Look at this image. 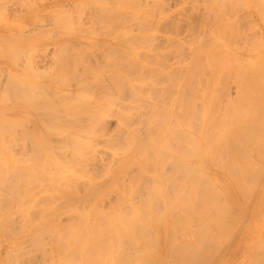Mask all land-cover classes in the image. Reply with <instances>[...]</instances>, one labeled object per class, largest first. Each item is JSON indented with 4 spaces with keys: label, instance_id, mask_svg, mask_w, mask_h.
I'll list each match as a JSON object with an SVG mask.
<instances>
[{
    "label": "bare ground",
    "instance_id": "1",
    "mask_svg": "<svg viewBox=\"0 0 264 264\" xmlns=\"http://www.w3.org/2000/svg\"><path fill=\"white\" fill-rule=\"evenodd\" d=\"M71 1L74 2L76 0H68L69 3ZM96 1H95V3H96ZM113 1L120 2V3L125 4V5L127 4V6H129L130 1L132 2L133 0H130V1L129 0L128 1H126V0H112V2ZM153 1L154 0H152V2ZM222 1L223 0H221V1L220 0H204L203 3L206 4V5H204L205 9L202 8L203 10L208 12L206 14L211 13L209 15V17L214 18V16H216V18L211 20L212 23L209 22L212 24L211 26H209V28L211 27L210 29L214 30L217 27L216 29H218V30L214 31V34L215 35L217 34V35L215 36L213 33L212 34L216 38L217 37L219 38V40L218 39L216 40L218 42V44L216 45V43H217L216 41H211V43L209 45H206V44H204L203 40H205V39L203 37V40H202L203 43H200V45L196 49H194V50L192 49V46H194V45L188 46V48H190V49H188V51L190 52V50H191L190 53L187 51L185 53H183V51H182L183 45L181 44L180 48L182 50L181 49H179V50L183 54L181 52H180V54H177L179 52V50H178V51H176L177 52L176 53L177 55H176L173 51V54H175V55L172 57L173 54H171V59H173L172 62H169L171 59L166 53L161 52L160 50H158L159 48H157V47H156V49L160 52H158L155 49L154 41H155V43H156V41H160L163 43L162 45H164L166 47V45L168 46V45L174 44L177 40L174 39L172 36H170V34L169 35L168 34L158 35V34H154L153 32H146L144 30H141V28L143 26H146L147 23L150 22L149 21L150 19H148V18L146 19V17H143V18H141V19H143V21L141 19H139V21L141 20V22H143L142 23L143 25L142 26L140 25L141 26L140 32H138L136 34L127 33L130 30V28H131V30H133L132 29L133 24H131V23L128 24V21L130 22V20H128V21L126 20L127 25H130V26H128L129 29L127 28L128 31L125 30V32L127 31L126 33L119 35V36H123V37L121 39H118L119 40L118 42L114 41V40L113 41H105L103 38H102V40H96V41L92 39L93 41H91V40L87 41L88 43L91 41L92 44L90 43L89 47H87V45H86L87 48H84V49L82 48L83 50L80 49V47H78V46L77 47L79 50L72 51L70 48H68L71 50L70 53H69L70 50L63 49L65 47H67L66 46L67 44L65 45V43H63L64 46H62V51H59L57 53L54 52L53 63H52V64H54V66L51 68L52 71H50V74L48 76L46 75L39 80L37 79L36 76L32 77V79H30V78L25 79L23 77L24 81H20V80L18 81L16 79L17 77L13 78L15 80V82L10 80V82H12L13 84L12 85L9 84V86H7V87H11V86L16 87V88H14V87L13 88H14L15 93L18 92L17 93L18 98L19 99L21 98L20 99V105L22 106V104H25V105L27 104V105L31 106V108L33 107L35 110L38 109V112L40 110V113H39L40 115L39 114L37 115V113L33 112L32 114H34V115L31 116L35 119L32 122L33 125L30 129L31 132H29L31 134V136H35V137H33L34 138L33 141L35 144L33 146H31V148H30L31 150H34V152H33L34 156L32 158L33 162L30 161L31 158L28 161L26 159L27 162H29V161L31 162V165H30V163L25 164L26 166L25 165L24 166H18V164H17V166H16L17 168L15 167L16 169L15 168L11 169L12 167L10 168V166H9V165H11V162H8L10 164H8L9 168H7V170H6V171H8V175H6L7 172H5V170H4L6 167H5V165L2 166L5 163H3V164L0 163V232L4 233L6 231V229L9 227V226H7L6 218L8 217L9 214H10V218H11V216H12L11 212L12 211L13 212L18 211L16 213L22 212L21 213L22 217H20L19 222H18L19 226H21L23 224V222L24 221L26 222L27 220H28L27 221L28 223L30 222V224L31 223L34 224V225L32 224L34 230H32V228L31 229L28 228L27 230H28V232H29V230H32L29 232L31 235H32L31 232H33V233L35 232L36 234L35 233L34 234L36 236L35 235L34 236L38 237V238H43L40 236H42V234L43 235L47 234V232L46 233L43 232L45 229H50V230L52 229L54 231L57 227H60V228L64 227L65 228L68 225V220L65 222V223H67L66 226H64V225L60 226L61 225L60 223H56V218H52L51 213H48L49 212L48 209H47L48 210L47 211L44 208H42V206H41L39 208V210L36 211L35 207H33L32 204H31L32 205L31 207L34 209L29 207L30 205L26 203L27 199H29V198H30L29 199L30 202H32L34 200V198H36V197L39 199V201H41L40 200V198H41L42 201L40 203L41 204L43 203L45 206L47 204H49L52 207L51 208L52 213L55 215L57 214V210H59L58 214H62V212L65 214V211L70 212V214L73 211V212H75V216L77 214V216H76V217H78V219L76 218L77 222H74V223L70 222L69 226L66 227L65 231L63 230L65 234H68L69 232L70 233L73 232V234H70L69 236L67 235L68 237L64 234L65 236L63 235V237L65 239H67L68 241L70 240L72 243H73V241H75L73 243L75 245L74 248H76L77 245L79 244L78 247L80 246L79 248L81 250L82 249L81 246L84 243L85 246H87L84 248L89 247L88 249H86V251L87 250L90 251L91 249L93 250V251H90L93 254L92 255L90 253V256L91 257L93 256L94 258L92 257V259H88L87 257H85V258H87V260H85V259L84 260L87 262L85 263V261L83 260L84 264H87V263L91 264V263H94L95 261H96L95 264H104L103 261L106 259V257L108 255L112 254V253L110 254V250H111V252H113L112 251L113 248L110 249V247H112V246L115 247L117 245L116 246V248H117L118 243L120 242V240H116V239H118L117 236H114L116 234H114V235L110 234L112 232L114 233V231H112V230L114 228H116V229L118 228V230H119L121 228H125V226H130L128 223L135 225L137 228L139 227V225L141 226L143 224H139L140 223L139 219L136 220V218H137V215L135 216V214L137 212L136 210H139V209L136 208L137 205L136 206L134 205V204H137V202L136 203L132 202V199H131L130 205L128 207L130 209L125 210L123 207L121 211L123 212V210H124V212L121 213V214H123V215H121L118 213V212H121L120 210L117 209L118 210V212H117V210L113 211L112 209H110L113 207V204L109 205L111 207L108 209H105V210L100 209L99 208L100 206H97L96 202H94V206H93V204L90 206V203L92 201L91 198H93V196L97 195L96 196L97 198L99 196H102V199L104 198L105 200H107V198L103 197L104 194L106 193L109 195V193H107V192H110V191L113 192L114 190L116 191L117 189L114 187H116V185L118 186L120 183H121V185H119V186L123 187V189H121V190H123L122 192H125L124 189L125 190L127 188L129 189L130 186L135 185V183H137V182L139 183L138 179L140 180V178H142V174H143V176L145 175V178H146L147 174L143 173V170H146L148 168V173H149V169L151 172V176H150L151 180L147 179V178H146V180L149 183L150 182L151 183L149 184L145 180H142V181H145V184H149L150 186H151V184H153V183L154 184L151 187H149V185H147V187H145V189L147 188L146 190H148V188H149L148 192H150L151 195H153L152 197L155 199V201L157 200L155 203H158V204H156V205H159L161 203V205H162L161 208H164V206H165V208L163 209L164 213H161V215L159 213H156V215L159 214L156 216L157 223L162 218L161 219L162 230L165 231L168 229V232H169L170 228H171L170 230L174 231V233L176 231H178V230H174V229H178L179 227H182L183 229L186 228V230L185 229L184 230L188 232L187 236L189 235V238H188L189 240H185L184 242L181 241L182 243L179 242L180 244L175 243V242L172 244L171 243L172 241H167V242H170L171 244L170 243L169 244H163L160 238L155 239L156 236L158 237L157 234L154 237L153 236L154 234L152 235L150 233V237L147 235L149 237L148 238L146 236L147 233H145V231H143V227L145 228L144 230H146V231L149 230L148 232H150V229L147 230V228L145 226L148 225L149 221L152 223L156 219H155V215H153L152 211L148 210L149 212H151V213H149L146 210L145 207L146 206L148 207V204L145 207L142 205L147 203L146 200H149L148 203H150V199H151L150 197L151 196L147 197L144 195V197H140L141 194L139 193V190H141L140 192H142V193H145L146 190H145V192H143L144 188L138 189L139 188L138 187L136 189L137 186H133V188H135V189L132 188L133 192L137 193L135 191V190H137L138 193L140 194L139 196L137 194V196L139 198H143V200L145 199L144 201H146L144 203V201H142V199H141L140 202H138V205H140L139 203H141V201H142V205H140V206L143 207L144 210H146L149 213V215L151 214L150 215L151 218H148V217L143 218V219H148L149 221H148V223H146V225L139 227L141 229H139V228L137 229L135 226H134L135 227L134 228L131 225L133 229L130 227L131 232L129 234L126 235L123 232L124 235H126V236L129 235L127 237L126 242L130 241L134 245V243H136L138 240H140V236L143 239L147 238L148 240H150L149 242L146 239H144V241L141 240V242L146 241V243L148 244L147 246L149 248L146 246V243H142L140 245L144 244L143 247L147 248L149 250H150V248H151V250L155 249L154 251H156V253L154 252L155 254L153 253V255H152V251L144 249L142 246H140L143 249L136 248L137 252H136L135 248L132 247V248H134L133 249L134 254H133L132 253L133 251H131L132 250L131 246L128 247L127 244H125L128 247V250L125 248V252L128 251L127 254H129L131 251L132 255H131V253L129 255H127V254L123 255V257L126 256V258H123L124 261H122L123 260L122 255L120 254L121 255L120 256L118 254L119 252L116 254V252L118 251V248H117V250L114 254L115 255L114 257H116L118 255L116 260L115 259L111 260V256H108L110 258L107 257V259H109L111 261V263H110V261H108L107 264H109V263L113 264V261H114V264H212L211 262H214V261L217 262V260L221 256V252L224 250V248L225 249L228 248L229 243L233 242L234 240H236V242H237L240 239V237L243 236V233H242L243 222H241V220H242V218L245 217L243 213L246 209V204L242 203L241 201L245 202V200L250 197L249 195L252 194V187H254V185L255 186L257 185V183H254V181H256L257 179L260 180L261 179L260 177L263 176V175H260L261 174L260 172L262 171L261 169L264 166H260L258 163H256V161L253 160L254 159L253 157L256 156V158H257V155H258L257 151H259V154H260L264 150V146L262 145L264 142V113H261L262 110L264 109V74H263L264 73L263 72V70H264L263 66L264 65L260 63V59H259L260 55H257L259 57L258 58L259 62L253 61L252 58L254 56L253 57L250 56V57H252L251 58L252 61L249 62L250 60L248 59L247 60L248 63L246 61L247 64H244L243 70L241 68L237 67V70L238 69L239 70L241 69V70L240 71L235 70V73L237 72L236 76H235V73L232 72L233 69L229 68L230 63L232 66L234 65L233 59L235 61V58L238 56H235V58H233V56H232L233 52L228 51V53H229L228 54L225 52V50L227 49L226 47L224 49V46L221 45L222 47L220 49L217 46L220 45V43L223 41V39L226 40L228 35H230L232 32V30H230V28L232 26L231 25L232 22H230L229 18L226 16L228 15V12H230L232 9H234V7L235 8L239 7L237 5L239 0H236V1L231 0L232 2H236V3H234V5L236 4L237 6L235 5L234 7H233V3H231V1L225 0V1H223V3H222ZM240 1H242V0H240ZM256 1H259V0H252V2H254L255 4L257 3L256 4L257 6H259L261 4L260 5L261 7H259V8H262V7L263 8L262 9H259L258 7L257 8H258V11L259 10L262 11V12H259V14L262 13V15H264V5L262 4L263 0H261L262 2L259 1L260 4H258V2H256ZM102 2H103V0H102ZM128 2H129V4H128ZM144 2H145V0H144ZM149 2H147V3H149ZM154 2L156 3L157 0ZM158 2H160V0H158ZM158 2H157V4H158ZM194 2H197V1L194 0ZM224 2L225 3L226 2L231 3V4H229V3L228 4L226 3V4L229 7H231L232 9H230L229 7L227 8L226 7L227 5L225 6ZM243 2L245 3V1H242L241 4L244 5ZM250 2H251V0H250ZM134 3H136V5ZM163 3H164L163 4V6H164L165 1ZM254 3H252V4H254ZM97 4H98V2H97ZM131 4L135 5L134 6V7H136L135 9H138V8L140 9L143 6L142 10L146 9L147 11H148L149 7L145 6L146 7L145 8L144 5L150 6L149 4H145V3H144V5L141 3L142 5L139 6L140 4L138 3V5H137V2H132ZM221 4H223V5H221ZM230 5H232V6H230ZM102 6H104V3ZM110 6H112V5H110ZM222 6H224L226 9ZM78 7H79V4H78ZM88 7H89V5H88ZM98 7L100 9L101 8L104 9L103 7H101V4H99ZM131 7H133V6H131ZM152 7H153V5H152ZM214 7L215 8L217 7L219 9L221 7V8H224L226 11L228 9V11H227V13H225L226 11L224 9L223 10L220 9L219 11L213 10ZM81 8H83V6ZM97 8H96V10H98V11L95 12V15L97 12L100 11V9L99 8L97 9ZM113 8H114L115 12H117L115 15L118 16L117 17L118 22H120L119 17H121V19H122L120 22L121 24H122V22L125 21V19H127L128 16L131 15L130 17H132V15H134V10H130V11L124 10L125 7H123V6H122V8H120L119 5L118 6L114 5ZM164 8H165V6H164ZM194 8L196 9V11L197 10L200 11L199 8L198 9L196 7H194ZM102 9H101V11H102ZM160 9L156 8L155 10H159L158 11V13H159L163 10L162 9L160 11ZM236 10H238V8ZM90 11H91V9H90ZM154 11H152V9H151V14H152V12L154 13ZM192 11H193V13L195 12L194 10H192ZM202 11H200V14L202 13ZM214 11L216 12L217 15H219L220 11H221V13L223 11H225L224 14H226V16H225L226 18L223 16V14H221V16L224 18V20H223V18L219 15L221 17V20H222V22H221L219 16L214 15V13H215ZM103 12L97 13L98 18L100 17L99 15H101V14L103 15ZM158 13H154V14L156 15ZM181 13H183V12H181ZM193 13L190 15H193ZM232 13H233V11H232ZM232 13L230 12V14H232ZM125 14L126 15L128 14V15L124 19L122 17V15H125ZM136 14L138 15L139 13H136ZM147 14L150 15V13H147ZM196 14H198L200 17L199 13L196 12ZM212 14H213V16H211ZM187 15H188V13H187ZM260 15H259V17H260ZM88 16H86V17H88ZM91 16H92V14H91ZM97 16H95V18H97ZM140 16H142V15L140 14ZM136 17H135V19H136ZM199 17H197V19H199ZM207 17H208V15L206 16V18L204 16L201 17L203 22L207 21ZM209 17H208V20L210 21ZM166 18L167 17H165V18L163 17V18H161L162 20L161 19L151 20V22L148 23V27L150 24V27H154L153 28V30H154V29H157V26L159 28L165 27V29L168 26L170 28V26L172 24H174V26H177V23L176 24L171 23L172 20L170 22ZM188 18H189V16H188ZM190 18H192V17H190ZM201 18L199 20H201ZM262 18H263L262 19V21H263L264 16ZM57 19H56V22L58 21ZM99 19L97 20V22H98L97 24H99ZM144 19L148 20V22ZM65 20H66V18H65ZM136 20H138V19H136ZM195 20L189 21L188 23L186 21L185 24L187 23V26L185 25V27H183V28H187L186 29L187 31L188 30L193 31L194 30V28L192 26L193 23H191V22H194L196 24ZM217 20H219L220 22H218ZM144 21H146V22H144ZM183 21H185V19ZM196 21L198 22V20H196ZM213 21L214 22L216 21L215 22L216 24ZM223 21L224 22L228 21L227 24L229 23L228 24L229 26H226V24L221 26L222 31H223L222 32L219 29V28H221L219 24L220 23L224 24ZM60 22H63V21L60 19ZM141 22H139L138 24H140ZM152 22L155 23V26H153L154 24H152ZM217 22H218V24H217ZM58 23L59 22H57V24ZM180 23H182V22H180ZM180 23H178V24H180ZM263 23H264V21H263ZM204 24L205 23H203V26H204ZM21 25L23 27H25V25L20 24V26ZM182 25L184 26V22ZM182 25H181V28H182ZM198 25L201 26V28L203 29L202 24H198ZM208 25H210V24H208ZM208 25H207V27H208ZM125 26H126V24H125ZM224 26H226V28L223 29ZM61 27H62V25H61ZM61 27L59 26V28H61ZM66 27H67V25H66ZM177 27L180 28V26H177ZM177 27H175V29L172 27L175 32H176V30L179 31V29H177ZM227 27H230V28H227ZM68 28L69 27H67L66 29L68 30ZM77 28L79 29V27H77ZM88 28H87V30H88ZM163 28H161V29L163 30ZM169 28H167V29H169ZM191 28H193V29H191ZM196 28H198V27H196ZM232 28H233V26H232ZM63 29H65V28H63ZM73 29L74 28H72V30ZM228 29L230 31H228ZM69 30H71V29H69ZM82 30L83 29H81L80 31H82ZM147 30L150 31L151 28H150V30H149V28ZM225 30L227 31L226 34L224 32ZM163 31H165V30H163ZM197 31H199V30H197ZM229 32H230V34H228ZM218 33L221 34V37L222 36L223 37L222 38L219 37ZM126 34H129V36H125ZM194 34H195V32H194ZM194 34H193V36H194ZM199 34H201L200 31H199ZM196 35H198V34L196 33ZM226 35H227V37H226ZM232 35H234V32H233V34H231V37H232ZM236 36L237 35H235V37L234 36L233 37L237 38ZM215 37H213V38L215 39ZM73 38L77 39L78 36H73ZM69 39H72V38H69ZM84 39H86V38H84ZM194 39H196V37ZM201 39L202 38L200 37L199 42H201L200 41ZM220 40H222V41H220ZM227 40H228V38H227ZM229 40H230V38H229ZM189 41H190V39H189ZM231 41H232V39H231ZM142 42L144 44H142ZM160 42H159V44H161ZM191 42H189V43L187 42V43L190 44ZM254 42H256V41H254ZM20 43L22 45L27 46V45L33 44V40L28 39V38H22ZM134 43H135V45H136V43L142 44L141 46L144 45L145 47L147 44V47L149 46V49L147 51L140 52L135 47H133V46L131 47V45H133ZM148 43L150 45H148ZM152 43H153L154 48L151 45ZM178 43H175V46H176V44L178 45ZM257 44H258V42H257ZM196 45H197V43H196ZM138 46H140V45H138ZM150 46L152 48H150ZM175 46L173 45L174 49L177 48V47L175 48ZM77 47L76 48L74 47V48L77 49ZM161 47H160V49H162ZM58 48H60V47H58ZM99 48L101 50H98ZM222 48L224 49V51ZM240 49H242V48H240ZM66 50H68V53ZM192 50L194 51V53ZM243 52H244V49H243ZM107 53L109 56H107ZM187 53H189L190 56ZM233 54L235 55V53H233ZM166 55L169 58H167V57L165 58ZM191 55H193L192 56L193 59L191 58ZM230 55L233 59L230 57ZM16 57H18V56H16ZM109 57H110V59H109ZM240 58L241 57H239V59ZM255 58H257V57L255 56ZM167 59L168 60L170 59V60L167 61ZM239 59L236 58V61H235L236 63L234 65V67L236 66V64H238V65L240 64L238 61H240L241 59L240 60ZM262 59H263V57H262ZM203 62L211 63L209 65L210 66L212 65L213 67H215V68H212V66L209 67V68L214 69L211 71V73H215L217 71V74L220 77L222 76L221 78H224L228 74L227 78L230 79L229 74L233 73L230 76H232L233 79H235V80L231 81V82H234V83L236 82L235 85H237L236 86L237 87V94H236V96L234 95L235 97L232 99H228V98L225 99L226 100V101L224 100L225 105L222 103L224 106L223 105L221 106V104L219 103L218 99L220 97L219 98L214 97V94H213V96H208L207 100H206L207 103L205 105L204 110H203V108L201 109L199 106V108H200V109H198L199 113L197 111V115L199 116V118L201 117L202 122L200 121L201 119H199L197 122V119L195 117H193V115L196 112L194 109V103L195 102L193 101V94H195L196 92L192 91V89H194L192 87L194 82H192L193 83L192 84V83H190V81H191V78H193L192 73H194V74H198V73L200 74V72L202 73V70L204 69V66H203L204 63ZM261 62H264V61H261ZM197 63L198 64L200 63V65L203 63L201 65L202 69H201V66L200 65L198 66ZM241 63H243V61ZM244 63H245V61H244ZM259 63H260V65H258ZM174 65H176V66H174ZM204 65L206 67L207 64H204ZM241 65L243 66V64H241ZM257 65H258V68H257ZM261 65H263V66L260 67ZM103 66L106 67V70H104ZM30 68H33V67H30ZM33 69L35 70V68H33ZM198 69L199 70L201 69V71H198ZM215 69H216V71H215ZM203 71H206V70H203ZM229 72H231V73H229ZM46 73H49V72H46ZM199 74L196 75L197 78H198ZM218 75H216V73H215V76H218ZM234 76H235V78H234ZM21 77H19V78H21ZM232 77H231V79H232ZM163 78L166 81L167 80L169 81L168 83L170 84V87H172V88L174 87V90H173L174 94H172L173 97H172L171 105L169 108L167 107V106H169L167 104H169L170 99L166 96L170 97L171 90L169 89L170 87H169L168 83L167 82L165 83L166 85H168L166 87L163 85L162 86L159 85L160 87L159 86L157 87V83H160L161 80L163 82V80H164ZM197 78L194 79V81L198 80V83H199V78H201V74H200L199 78L198 79ZM219 78H218V80H219ZM145 79H148L150 81V83L144 81L145 83H147L148 87L145 84L144 85L142 84V83H144L143 80H145ZM215 79H216V77H215ZM228 79H226V80L228 81ZM158 80H159V82H158ZM210 80H212V79H210ZM210 80H208V81H210ZM135 81H138L139 83H136ZM192 81H193V79H192ZM8 82H9V80H8ZM203 82H204V80H203ZM211 82L213 83V81H210V83ZM214 82L219 83L218 81H215V80H214ZM231 82H230V84H231ZM208 84H209V82H208ZM196 86H198V85H196ZM7 87H6V89H7ZM142 87H144V88L142 89ZM22 88H23L24 93L20 92L22 90ZM24 88L27 90H25ZM145 88L148 89L149 93L146 91L148 94L153 95L152 96L153 100H151V102L148 104L147 103L143 104L142 102H140L141 99H144L142 101L146 102L145 100H147V99H145V98H148L147 93H146V97H145V90H146ZM165 88L166 89L168 88L167 91H169V93L167 92L168 94L164 96V94L166 93ZM208 88H210V86ZM19 89H20V91H16ZM28 89L30 91L28 93L26 92L28 94V96H23V95H26L25 91H28ZM211 89H212V87H211ZM216 89L218 90V88H216ZM209 90L210 89H208V91ZM220 90L223 91L224 89L221 88ZM126 91L129 92L128 93L129 97L126 95ZM208 91H207V93H208ZM7 92H9V91H7ZM11 92H12V90H11ZM198 92H200V91H198ZM162 94L164 97L168 98L167 99L168 103L163 101L164 99L166 100V98L162 97ZM19 95H21V96L19 97ZM196 96H200V93H199V95H197V93L195 94L194 100H196ZM125 97H126V100H127V97L129 98L128 99L129 102H127L128 100L124 102ZM143 97H145V98H143ZM19 99H18V101H19ZM41 99H43V100H41ZM150 99H152V98L150 97ZM227 100H229V101H227ZM137 101L140 104L135 103ZM132 102H134V103H132ZM163 102L165 103V106L167 105L166 107H162V106H164ZM197 102H199V101H197ZM113 103L116 104V107H118L117 110L115 109V107L112 109L111 105ZM199 104H200V102H199ZM141 105H143V106H141ZM201 105H202V101H201ZM123 107H125V108L127 107V108L124 109ZM142 107L143 108L145 107L144 108L145 110ZM120 109H124L123 110L124 112H120ZM202 110H203V112H201ZM30 111L32 112V110H30ZM109 111H110V113H109ZM200 112L202 113L201 116L199 115V114H201ZM109 115H111V116L114 115L117 118V120H118L117 126L118 127L116 126L117 129L115 128V130H117V132L113 130L116 134H114V132H113L109 136V134L107 133L108 136L106 137V136H104V135H106L105 127L107 124V117ZM192 118H194L196 121L194 119H193L194 120L193 121ZM191 120H192L193 124L191 123ZM196 122L197 123L201 122L200 125L205 126L203 128V133L200 136V138H194L192 136L191 128L194 129V127H196L198 129H196V128L195 129L198 131L200 129L199 124L197 125ZM195 124H196V126H195ZM41 129H42L43 133H41L39 136H36L37 133L39 131H41ZM198 131H196L195 134ZM193 132H194V130H193ZM102 136H104L105 139H100ZM100 142H103L106 146L110 147L109 149H112V152H110L111 155L109 156L110 159L106 160L105 162H104V159H102V158L99 159V157L97 155V153H98L97 144H99ZM54 148L59 149L58 153L54 151ZM41 152H43V157L40 156V155H42V154H40ZM254 153H256V155ZM251 154H254V156L252 157ZM261 154H260V157L264 158V155H261ZM207 156L209 158H212L210 160H211V162H213V164L215 163V161H219L218 163L216 162V164H219L221 170L224 173L225 182L222 184L221 190L216 188V187H213L212 184H208L210 182L205 183V184H208V187L205 184H201V185H203V186L205 185L206 187H203V186L197 187L196 186L197 183L199 184V181L201 183V181L204 179L206 181H209V180H207V176H203L205 178L202 179V176L200 177V174L198 177H196V178H198L197 180L195 178V175L197 176V174H198V172L196 170H198L199 173H201L200 171L206 170L204 167H202L200 165H203V159H205V157H207ZM22 157H23V155H22ZM17 158L20 160L23 159L25 161V157H23L21 159L20 157L17 156ZM194 158L198 159L197 162H199V163H197V165H199L200 167L199 166L198 167L201 169L196 168V170H195V164L193 162ZM262 158L260 160H264ZM213 159H215V161ZM257 159H259V157ZM23 160L21 161L22 163H23ZM40 160H43V161H40ZM0 161H2V160H0ZM34 161H36V162H34ZM21 162H19V163H21ZM27 162H25V163H27ZM255 163L258 164V166L261 168L256 166ZM214 168H216V167H214ZM8 169H10V173H9ZM65 172H67L68 174L66 175ZM9 174H11V176ZM73 174L77 175L78 177L85 175L84 177L86 178V176H87L88 180L86 182L83 181L84 183L83 182L79 183V180L82 181L83 179H81L80 177L75 178L73 176ZM122 174L124 176H126L130 186L126 185L128 183H124V182H126V179H124L125 181L120 182V179H122L124 177ZM262 174H264V172ZM149 175H150V173H149ZM6 177H8V179H10V177H13V178H11L12 180L8 181V179H6ZM145 178L143 177L142 179H145ZM199 178H200V180H199ZM210 178H212V177L210 176ZM136 179H137V182H136ZM212 180L214 181V177L212 178ZM215 181H216V179H215ZM195 182H197V183H195ZM204 182L202 181V183H204ZM256 182H258V181H256ZM160 183L162 185H160ZM216 183L218 184V182H216ZM123 185H126V187L124 188ZM143 185H144V183H143ZM211 185H212V187H211ZM199 186H200V184H199ZM217 186H219V185H217ZM128 189H127V192L129 191ZM258 190H259V188H258ZM115 191H114V193H115ZM112 192L110 194H112ZM40 193H42V194H40ZM160 193H162L163 195H161ZM38 194H40V195L37 196ZM261 194L264 195V182L261 184ZM261 194L258 195V198L263 196ZM120 195H123V193L120 194L116 191L117 199L115 198V200L117 202L119 199L126 201V198L122 199L123 196H120ZM164 195H166L167 197ZM198 195H200L201 197ZM111 196H109V197H111ZM131 196H132V194H131ZM161 196H163V197H161ZM87 197H88V199H87ZM89 197H90V201H87L89 203L86 204V202H85L83 204L84 201L89 200ZM136 197H133V199H135ZM145 197H147V198H145ZM157 197L158 198L161 197L163 201L160 202L159 200H161V198L158 199ZM251 198H253V196H251ZM111 199H112V197H111ZM240 199H242V200H240ZM58 200H60V201L58 202ZM247 200H246V202H248ZM137 201H139V200H137ZM34 202L36 203L37 199ZM113 202H115V201H113ZM120 202H122V201H120ZM163 202H164V206H163ZM24 203H26L25 204L26 206H23ZM81 203H82V205L86 204L87 206L89 204L90 208L88 209V212L87 211L83 212L84 210L82 209V207H83L82 206L81 209L83 211H80V213H79V211H78L80 209L79 204L81 205ZM249 203L250 202H248L247 204L249 205ZM263 203L264 202L261 201L259 203V205H261ZM54 204H56V206H54ZM95 204H96V207H98V208L95 207ZM12 205L15 207L16 210L13 209ZM115 205H117V204L114 203V207H117ZM150 206H149V208L152 207V206L151 207ZM114 207H113V209H114ZM61 208H62V211L60 213ZM117 208H120V207L118 206ZM9 209H11V210H9ZM174 209H176L175 214H176V212L178 214L176 217H174L175 215L173 216ZM29 210L32 212V214H30L31 212ZM32 210L34 212H37V213L33 214ZM127 210H130V211L128 212ZM144 210H143V214H145ZM172 212H173V214H172L173 218L172 217L170 218ZM124 213L127 215H125ZM138 213H139V211H138ZM148 213H146V215H148ZM197 213H200V215L202 214L201 215L202 218L201 217L196 218L195 215ZM13 214H15V213H13ZM91 214H92V216H91ZM45 215L48 217V219H44ZM59 216L60 215H58L57 217H59ZM159 216L160 217L162 216V217L160 218ZM35 218L37 221L35 220ZM152 218H154L155 220L153 219V221H151L150 219H152ZM21 219H23V220H21ZM73 219H75V218H73ZM20 221H23V222H20ZM59 221H60V219H59ZM146 221L147 220H145V222ZM11 222H12V220H11ZM155 222H153L151 226L157 228V226H159V225L158 224L156 225ZM133 223H135V224H133ZM175 223L177 224V226L179 225L178 228L173 227V226H176ZM190 224H193V225L196 224V226H193L194 229L192 228V225L190 226ZM13 225H14V223H13ZM32 225H30V226H32ZM73 225L75 227H73ZM122 226H124V227H122ZM72 227L75 229V231L72 230V232L71 231L66 232L67 229L71 230ZM82 227L83 228L85 227V228L82 230ZM79 228L82 231H86V229H88L86 232H84V235H86L85 233H88L86 238L83 237L84 235L82 234V231L80 232ZM8 229L6 231L7 233L9 231ZM116 229H114V230H116ZM125 229H126L125 232H128L127 229H129V228L126 227ZM134 229L137 231L140 230L141 232L139 231V233H138ZM181 229L179 228L180 231H183V229L182 230ZM134 231L136 232V234L134 233ZM11 232H12V230H11ZM41 232H43V233L40 234ZM142 232H144V233H142ZM7 233L5 235H7ZM79 233H81L80 236H78ZM116 233H118V232H116ZM153 233H155V231ZM176 233H179V231ZM263 233H264V231H263ZM37 234H38V236H37ZM166 234L167 233L165 231L163 233L165 238H166V236H165ZM169 234L167 235V237L173 236V235H169ZM8 235L11 236L10 231H9ZM50 235H52V234H50ZM54 235L58 236V237H56L57 240L55 239V242L57 241L59 243V240L63 239L62 235H61V237H62L61 238L59 233H58V235L57 234H54ZM81 235H83V236L81 237ZM137 235H139V236H137ZM144 235L146 237H143ZM238 236H240L239 239H238ZM11 237H13V236H11ZM53 237L55 238V236H53ZM78 237H80V238H78ZM110 237L111 238L116 237L115 238L116 241L114 242L116 244L115 246L113 245V242H112L114 239H110ZM134 237L135 238L137 237V239L135 240ZM152 237H154V238H152ZM30 238H31V236H30ZM75 238H78V239L75 240ZM81 238H83V240L85 239L86 242L83 241V243H82V241L80 240ZM45 239H47V238H45ZM154 239L156 242L153 241L152 247H154V248H152V247H150L151 246L150 242ZM40 240H42V239H40ZM38 241L39 240H37V243H38ZM43 241H45V240H43ZM76 241H77V244H76ZM222 241H224V242L222 243ZM49 242H50V240H49ZM107 242L112 243L111 244L112 246H110V245L106 246V244H108ZM80 243H81V245H80ZM18 244H20V242ZM18 244H16L17 247H18ZM128 245H131V244H128ZM61 246H62V244H61ZM15 247H14V249H15ZM35 247H36V245H35ZM63 247L64 246H62V250H63L62 252H64L66 250L65 247L64 248ZM69 247H70V245H69ZM135 247H137V245ZM10 248L12 249V247H10ZM58 248L61 249L60 245L58 246ZM38 249L39 248H37V250ZM75 250L76 249L73 250V248H71V250H70L71 252L74 251L73 252L74 254L71 253L70 251H69L70 252V254H69V252L67 250V252L65 254L67 255V253H68L69 255H71V257H69V255H67V256L64 255V256L69 257L70 259L69 258L68 259L70 261L69 260H67V261L63 260L62 262L64 263V261H66L65 264H71L74 261L72 259L77 258V257L80 258L79 257L80 255L75 254V253L76 252L80 253L82 250L81 251L80 250L75 251ZM145 250L149 251L152 256L150 257L149 256L150 253L148 255L147 254L148 252L146 253ZM34 251H35V249H34ZM40 251H41V249H40ZM138 251H140V252H138ZM10 252H12V251H10ZM10 252H8L7 257H10V255H11V258H8L7 261L8 260L10 261V259H12V255H14L13 253L10 254ZM19 252L20 251H18L17 254L15 252L16 258L22 254ZM38 252H39V250L37 251V255H38ZM23 253H26V251L23 250ZM47 253H49V252H47ZM136 253H138V254H136ZM57 254L59 257V252ZM82 254H85V253H83V251H82ZM86 254H87V252H86ZM30 255H31V253H30ZM26 256H24V257H26ZM49 256L48 257L46 256V257L49 258ZM53 256H54V254H53ZM72 256L74 258H72ZM82 256H84V255H82ZM223 256H224V254H223ZM41 257H43V260H45V258H46L44 256H41ZM29 258H30V256H29ZM29 258H27L26 261H28ZM62 258H64V257H62ZM119 258L121 260H119ZM222 258H224V257H222ZM58 259L59 258H57V260ZM89 260H92V261L94 260V262L90 261L91 262L90 263ZM21 261H23V260H21ZM21 261L18 260V262L20 264H21ZM77 261L78 260L75 259L73 264L78 263ZM80 261H81V259H80ZM121 261L123 263H121ZM48 262H49V260H48ZM50 262H49V264H50ZM62 262L60 260L58 264H63ZM11 263H12V261H11ZM8 264H10V262ZM248 264H264V239H263V241H261V244L258 243L255 246V248L252 250V252L250 253V256L248 259Z\"/></svg>",
    "mask_w": 264,
    "mask_h": 264
},
{
    "label": "rangeland",
    "instance_id": "2",
    "mask_svg": "<svg viewBox=\"0 0 264 264\" xmlns=\"http://www.w3.org/2000/svg\"><path fill=\"white\" fill-rule=\"evenodd\" d=\"M95 1L96 0H76V1H71L70 3L68 2V0H0V160H2V161H0V163H5V164H3L2 166H4L5 165V172H7V174L6 175H8V171H6L7 170V168H9V166H10V168L11 169H13V168H15L16 166H17V164H18V166H24L25 164H29L30 163V165H31V162H33V152H34V150H31L30 148H31V146H33L35 143H34V141H33V137H35V136H31V134L29 133V132H31L30 131V129H31V127H32V125H33V121L35 120L33 117H31V116H33L34 114H32L33 112H35V113H37V115L40 113V110H39V112H38V109L37 110H35L33 107L31 108V106H29V105H25V104H22V106L20 105V99L18 98V96H17V93H15V91H14V88H16L15 86H11V87H7V86H9V84H13L12 82H10V80L11 81H14L15 82V80L13 79V78H16L18 81L20 80V81H24L23 79L25 78V79H27V78H30V79H32V77H37V79L39 80V79H41L42 77H44V76H48L49 74H50V71H52V67L54 66V64H52L53 63V55H54V52H59V51H62V46H64V44L63 43H65V45L67 46V47H65V48H63V49H68V48H70L72 51H74V50H79L78 49V47H80V49H84V48H87V47H89V45H90V43H91V41H93V40H102V38L105 40V41H119L118 39H121L123 36H119V35H122L123 33H126L128 30H127V28L129 29V27L128 26H130V25H127V21L128 20H130V22L128 21V24L129 23H131V24H133V26H132V29L133 30H131V28H130V32L128 31L127 33H129V34H136V33H138V32H140V28H141V26L143 25L142 23L143 22H141V20L143 21V19H141V18H143V17H146V19L148 18V19H150L149 21L151 22V20H158V19H161V18H165V17H167L166 19L168 20V21H170L171 22V20H172V22L171 23H177V26H180V28L179 27H177V26H174V24H172L171 26H170V28H169V26L167 27V28H169V29H165V27L163 28V27H158L157 26V29H154L153 30V28L154 27H150V24H149V27H148V23H150V22H148V20H146V19H144V20H146L148 23H147V25L146 26H143L145 29L147 28H149V30H150V28H151V30L150 31H148L147 29L145 30L143 27L141 28V30H144V31H146V32H153L154 34H158V35H166V34H170V36H172L174 39H176L177 41L175 42V43H178V45L176 44V46H175V43L174 44H172V45H166V47L164 46V45H162L163 43L162 42H160V41H156V43H155V41H154V47H155V49H156V47L157 48H159L158 50H160L161 52H163V53H166L169 57H170V59H171V54H173V51H174V53L176 54L177 52L176 51H178L179 49H181L180 47H181V44L183 45V53H185L186 51L187 52H189L188 51V49H190V48H188V46H191V45H194V46H192V49L194 50V49H196L199 45H200V43H203L202 42V40H203V37H204V39L205 40H203L204 41V44H206V45H209L210 43H211V41H216L217 39L219 40V38L217 37H215L216 35L214 34V31L215 30H218V29H210L209 28V26H211L212 24V22H211V20L212 19H214V18H216V16H214V18L212 17H209V15L211 14V13H209V14H206V13H208V12H206L205 10H203V9H205L204 7V5H206V4H204L203 2H204V0H195V1H197V2H194V0L192 1V0H164L165 1V8H164V6H163V0L161 1L160 0V2H158V0H157V2H158V4H157V2L155 3L154 1H156V0H154L153 2H152V0L150 1V0H145V2H144V0H133L132 2H137V5H138V3L140 4L139 6H141L142 4L144 5V3L145 4H149L150 6H148V5H144V7L145 6H147V7H149L148 8V11L146 10V9H143L142 10V8H143V6H142V8H138V9H135L136 7H134L135 5H136V3H134L135 5H132L131 3V1H130V4H129V2H128V4H129V6H127V4L125 5V4H122V3H120V2H116V1H113L112 2V0H103V2H102V0H97L96 1V3H95ZM109 1V2H108ZM126 1H128V0H126ZM150 1V2H149ZM190 1V2H189ZM221 1V0H220ZM223 1H225V0H223ZM223 1H222V3H223ZM228 1V0H227ZM229 1H231V0H229ZM234 1H236V0H234ZM240 1V0H239ZM238 1V6L239 7H237L238 8V10H236L237 8H235L234 6L236 5H234V3H236V2H232L231 1V3H233V7H234V9H232L231 7H229L227 4L229 3V2H224V5L228 8H230V9H232L230 12L232 13V11H233V13L232 14H230V12H228V15L226 16V14H224V12L226 11L225 9V7L224 6H222V7H224V8H221L220 7V9L221 10H225V11H223L222 13H221V11H220V13H219V15L221 16V14H223V16L225 17H228L229 18V21L230 22H232V26H233V28H232V26H231V28L230 27H227V28H230V30H232V32H231V34H233V32H234V35H232V37L234 36L235 37V35H237L236 37L237 38H232L231 37V34H230V32L228 33V34H230V35H228V37H227V35H226V37L228 38V40H227V38H226V40H224L223 39V41L222 40H220V41H222L221 43H220V45H218L217 47L218 48H220L221 49V47L222 46H224V49H225V47L227 48L226 50H225V52L226 53H228V51L229 52H233V53H235V55L232 53V56H233V58H235V56H238V57H236L237 59H239V57H241L240 59L243 61V63H241L240 61H238L240 64L238 65V64H236V66L234 67V65H235V61H236V58H235V61H234V59L231 57V55H230V57L233 59V66L231 65V63H230V67L229 68H232L233 69V73H235V70H237V67L238 68H241L242 70L244 69V64H247L248 63V59L250 60L249 62H251L252 60L253 61H255V62H259V60H258V58L260 59V63L261 64H263L264 65V62H261V61H264V23H263V21H262V17L264 16V15H262V13H260L259 14V12H262V11H258V8L259 7H261L260 5V2H262L261 0H259V1H256V2H258V4H260L259 6H257L254 2H252V0H251V2L252 3H254V4H252L251 2H250V0H242V1H245V3H244V5L243 4H241V2L242 1H240L239 2ZM97 2H98V4H97ZM102 2V3H101ZM147 2H149V3H147ZM87 5H86V4ZM103 3H104V6H102L103 5ZM142 3V4H141ZM151 3V4H150ZM206 3V2H205ZM231 3H229V4H231ZM77 4V5H76ZM78 4H79V7H78ZM97 6H96V5ZM99 4H101V7H103L104 9H102V11H101V9L98 7L99 6ZM156 4V5H155ZM241 4V5H240ZM263 5H264V0H263V3H262ZM83 6V8H81L82 6ZM88 5H89V7H88ZM110 5H112V6H110ZM118 6L119 5V7L120 8H122V6L123 7H125V9L124 10H134V15L136 14V13H139L138 15L136 14L135 16L134 15H132V17H130V16H128L127 17V19H125L126 18V16L128 15H122V17L125 19V21L124 22H122V24L120 23L121 22V17H119V19H120V22H118V16H116L115 14L117 13V12H115V10H114V8H113V6ZM152 5H153V7H152ZM156 7H155V6ZM158 5V6H157ZM160 5V6H159ZM221 5H223V4H221ZM236 5V6H237ZM255 5V6H254ZM77 8H76V7ZM86 6V7H85ZM131 6H133V7H131ZM138 6V7H139ZM202 6V7H201ZM230 6H232V5H230ZM99 8L100 9V11L99 12H103V15L101 14V15H99L100 17V19L98 18V16H97V13H99V12H97L96 13V15H95V12L96 11H98V10H96V8ZM155 7V8H154ZM193 7V8H192ZM194 7H196L197 9L199 8V10L200 11H202V13L200 14V11H196V9L194 8ZM241 7V8H240ZM258 7V8H257ZM74 8V9H73ZM85 8V9H84ZM97 8V9H98ZM134 8V9H133ZM146 8V7H145ZM152 9V11H154L156 8H158V9H160V11L161 12H159L158 13V11L159 10H155L154 11V13H158V14H154L153 12H152V14H151V9ZM182 8V9H181ZM203 8V9H202ZM217 8V7H216ZM215 7L213 8V10H220L219 8H217L216 9ZM255 8V9H254ZM263 8V7H262ZM262 8H259V9H262ZM82 9V10H81ZM90 9H91V11H90ZM136 10V11H135ZM183 10V11H182ZM185 10V11H184ZM192 10H194L195 12L193 13V11ZM147 11V12H146ZM227 11H228V9H227ZM227 11L225 12V13H227ZM66 12V13H65ZM80 12V13H79ZM181 12H183V13H181ZM186 12V13H185ZM193 13V15H190V14H192ZM196 12L197 13H199L200 14V17H199V15L198 14H196ZM215 12V11H214ZM258 12V13H257ZM64 13V14H63ZM147 13H150V15L149 14H147ZM187 13H188V15H187ZM91 14H92V16H91ZM140 14L142 15V16H140ZM186 16H185V15ZM79 15V16H78ZM81 15V16H80ZM89 15V16H88ZM154 15V16H153ZM168 15V16H167ZM185 17H184V16ZM196 15V16H195ZM198 15V16H197ZM202 15V16H201ZM208 15V17L210 18V21L208 20V17H207V21L205 22H203V20H202V18L201 17H205L206 18V16ZM214 15H217L216 14V12L214 13ZM219 15H217V16H219ZM259 15H260V17H259ZM68 16V17H67ZM86 16H88V17H86ZM95 16H97V18L99 19V24H97L98 22H97V18H95ZM125 16V17H124ZM134 16V17H133ZM137 16V17H136ZM188 16H189V18L190 17H192V18H188ZM196 18H195V17ZM211 16H213V14L211 15ZM219 16V18H220V20H221V17ZM262 16V17H261ZM60 17V18H59ZM64 17V18H63ZM85 17V18H84ZM135 17H136V19H138V20H136L135 19ZM197 17H199V19L201 18V20H199V19H197ZM225 17V18H226ZM58 18V19H57ZM65 18H66V20H65ZM117 18V19H116ZM185 19V21H183L184 19ZM194 18V19H193ZM223 18V17H222ZM227 18V19H228ZM56 19L58 20L57 22H59L58 24H57V22H56ZM60 19L63 21V22H60ZM123 19V20H124ZM139 19H141L140 21H139ZM198 20V22L196 21V20ZM96 20V21H95ZM117 20V21H116ZM127 20V21H126ZM135 20V21H134ZM162 20V19H161ZM193 20H195V22H196V24L194 23V22H191V23H193L192 24V26H193V28H194V30L192 31V30H186L187 28H183V27H185V25L187 26V23L189 22V21H193ZM223 20H224V18H223ZM81 21V22H80ZM137 21V22H136ZM146 21H144V22H146ZM187 21V23L185 24V22ZM202 21V22H201ZM218 22H220L219 20H217ZM76 22V23H75ZM103 24H102V23ZM139 22H141L140 24H138ZM154 22V21H153ZM152 22V24H154L153 26H155V23H153ZM180 22H182V23H180ZM183 22H184V26L182 25L183 24ZM201 22V23H200ZM209 22H211V23H209ZM214 22V21H213ZM216 22V21H215ZM214 22V23H215ZM218 22H217V24H218ZM221 22H222V20H221ZM224 22V21H223ZM227 22L228 21H226V22H224V24H219L220 25V27L221 26H223V25H225L226 24V26H229L228 24H227ZM63 23V24H62ZM86 23V24H85ZM120 23V24H119ZM126 24V26H125V24ZM178 23H180V24H178ZM202 24V27H203V29L201 28V26H199L198 24ZM203 23H205L204 24V26H203ZM210 24V25H208V24ZM20 24H23V25H25V27H23L22 25L20 26ZM83 24V25H82ZM151 24V25H152ZM208 25V27H207V25ZM216 24V23H215ZM61 25H62V27H61ZM65 25V26H64ZM66 25H67V27H69L68 28V30L69 29H71V30H67L66 28ZM138 25V26H137ZM141 25V26H140ZM145 25V24H144ZM181 25H182V28H181ZM198 25V26H197ZM59 26L61 27V28H59ZM64 26V27H63ZM98 26V27H97ZM101 26V27H100ZM110 28H109V27ZM124 26V27H123ZM140 26V27H139ZM198 27V28H196V27ZM226 26H224L223 27V29L224 28H226ZM77 27H79V29L77 28ZM86 27V28H85ZM89 27V28H88ZM175 29V27H177V29H179V31H177L176 30V32L174 31V29ZM219 27V26H218ZM63 28H65V29H63ZM72 28H74L73 30H72ZM77 28V29H76ZM87 28H88V30H87ZM100 28V29H99ZM108 28V29H107ZM138 30H137V29ZM156 28V27H155ZM161 28H163V30H165V31H163ZM172 28V29H171ZM193 28H191V29H193ZM196 28V29H195ZM205 28V29H204ZM214 28V27H213ZM76 29V30H75ZM81 29H83L82 31H80ZM85 29V30H84ZM104 29V30H103ZM135 29V30H134ZM160 29V30H159ZM171 29V30H170ZM189 29V28H188ZM220 29V31H222V27L221 28H219ZM87 30V31H86ZM90 30V31H89ZM125 30H127L126 32H125ZM183 30V31H182ZM197 30H199L200 31V33L201 34H199V31H197ZM202 30V31H201ZM206 30V31H205ZM227 30V29H226ZM224 31L225 32V34H226V32L227 31ZM229 29H228V31H230ZM75 31V32H74ZM80 33H79V32ZM85 31V32H84ZM168 31V32H167ZM208 31V32H207ZM213 31V32H212ZM90 32V33H89ZM92 32V33H91ZM179 32V33H178ZM194 34V32H195V34H194V36H193V34ZM210 32V33H209ZM223 32V31H222ZM60 33V34H59ZM75 33V34H74ZM173 33V34H172ZM177 33V34H176ZM181 33V34H180ZM191 33V34H190ZM196 33L202 38L200 41L201 42H199V39H200V37L198 36V35H196ZM215 35V36H213V34ZM220 33V32H219ZM218 33V34H219ZM237 33V34H236ZM129 34H126L125 36H129ZM175 34V35H174ZM223 34V33H222ZM251 36H249V35ZM191 35V36H190ZM203 35V36H202ZM224 35V34H223ZM73 36H78V38L77 39H74L73 38ZM82 36V37H81ZM96 36V37H95ZM98 36V37H97ZM189 36V37H188ZM230 36V37H229ZM90 37V38H89ZM119 37V38H118ZM132 37V36H131ZM196 37V39H194ZM213 37H215V39L213 38ZM219 37H221V34H219ZM223 37V36H222ZM221 37V38H222ZM263 37V38H262ZM22 38H28V39H32L33 40V44H31V45H27V46H25V45H22L21 43H20V41L22 40ZM69 38H72V39H69ZM84 38H86V39H84ZM178 38V39H177ZM187 38V39H186ZM194 40H193V39ZM225 38V37H224ZM229 38H230V40H229ZM93 39V40H92ZM189 39H190V41H189ZM231 39H232V41H231ZM235 39V40H234ZM89 40H91L89 43L87 42V41H89ZM196 40V41H195ZM86 41V42H85ZM186 41V42H185ZM194 43H192V42ZM227 41V42H226ZM254 41H256V42H254ZM159 42L161 43V44H159ZM189 42H191L190 44H188ZM197 43V45H196V43ZM217 42V41H216ZM215 42V43H216ZM236 42V43H235ZM257 42H258V44H257ZM62 43V44H61ZM87 43V44H86ZM94 43V42H93ZM147 43V42H146ZM223 43V44H222ZM228 43V44H227ZM238 43V44H237ZM84 44V45H83ZM92 44V43H91ZM142 44H144L143 42H142ZM142 44H138V43H136V45H135V43L133 44V45H131V47L133 46V47H135L138 51H140V52H142V51H147L148 49H149V46L147 47V44H146V47L143 45V46H141ZM218 44V42L216 43V45ZM241 46H240V45ZM58 45V46H57ZM86 45H87V47H86ZM103 45V44H102ZM138 45H140V46H138ZM148 45H150L149 43H148ZM152 45V47H153V43L151 44ZM173 45L175 46V48L176 49H174V47H173ZM205 45V46H206ZM222 45V46H221ZM239 45V46H238ZM258 45V46H257ZM78 46V47H77ZM162 46V47H161ZM164 46V47H163ZM220 46V47H219ZM239 48H238V47ZM58 47H60V48H58ZM77 47V49H75V48ZM151 46H150V48H152ZM153 47V48H154ZM160 47L162 48V49H160ZM170 47V48H169ZM179 47V48H178ZM187 47V48H186ZM26 48V49H25ZM240 48H242V49H240ZM13 49V50H12ZM24 49V50H23ZM70 49H68V50H70ZM82 49V50H83ZM186 49V50H185ZM223 49V48H222ZM224 49H223V51H224ZM243 49H244V52H243ZM68 50H66L67 51V53H68ZM71 50L69 51V53L71 52ZM98 50H101L100 48L98 49ZM157 50V49H156ZM157 50V51H158ZM192 50V51H193ZM16 51V52H15ZM65 51V50H64ZM107 51V50H106ZM160 51H158V52H160ZM20 52V53H19ZM98 52V51H97ZM108 52V51H107ZM180 50H179V52L177 53V54H180ZM190 52H191V50H190ZM189 52V53H190ZM246 52V53H245ZM15 53V54H14ZM109 53V52H108ZM108 53H107V56H109L108 55ZM182 53V52H181ZM182 53V54H183ZM189 53H187L189 56H190V54ZM193 53H194V51H193ZM106 54V53H105ZM170 54V55H169ZM175 54H173L172 55V57L175 55ZM176 54V55H177ZM229 54V53H228ZM237 54V55H236ZM167 55L165 56V58L167 57ZM240 55V56H239ZM245 55V56H244ZM257 55H260L259 57L257 56ZM262 55V56H261ZM16 56H18V57H16ZM106 56V55H105ZM182 56V55H181ZM193 55H191V58L193 59V57H192ZM229 56V55H228ZM250 56H254L253 58L252 57H250ZM255 56L257 57V58H255ZM169 57H167V58H169ZM262 57H263V59H262ZM251 58H252V60H251ZM109 59H110V57H109ZM169 59V60H170ZM108 60V59H107ZM162 60V59H161ZM168 59H167V61H169ZM173 61V59H171L169 62H172ZM244 61H245V63H244ZM246 61H247V63H246ZM207 64L206 65V67H205V65L204 64ZM202 64H203V66H204V69L203 70H206V71H203L202 70V73L200 72V74H201V78H199V76H200V74H199V76H198V78H199V83H198V80H196V81H194V79H196L197 78V76L196 75H198V74H194V73H192V77L193 78H191V81H190V83H192V82H194V84H193V88L195 89H192V91H195L196 93H197V95H199V93H200V96H196V100H194L195 99V94H193V101L196 103L197 101H199L200 102V104H199V102H197L196 104L194 103V109H195V114L193 115V117H195L196 119H197V122H198V120L199 119H201V117L199 118V116L197 115V111H198V109H202L203 108V110H204V108H205V105H206V103H207V97L208 96H213V94H214V97H220L218 100H219V103L221 104V106L224 104L225 105V99H232V98H234L235 96H236V94H237V85H235L236 84V82L234 83V82H231V81H234L235 79H233V77L232 76H230V75H232L233 73H231V72H229V73H231V74H229V77H230V79H228L227 77V75L224 77V78H221L218 74H217V71H216V69H215V73H216V75H218V76H215V73H211V71L212 70H214V69H212V68H215V67H213L212 65V68H209V67H211L209 64H211V63H205V62H203ZM260 63L258 64V65H260ZM198 64V63H197ZM201 64V65H202ZM241 64H243V66L241 65ZM16 65V66H15ZM30 67H33V68H35V70L33 69V68H30ZM200 65V63L198 64V66ZM200 65V66H201ZM238 65V66H237ZM258 65H257V68H258ZM263 65H261L260 67H262ZM174 66H176V65H174ZM29 67V68H28ZM104 67V70H106V67L105 66H103ZM234 67V68H233ZM264 67V66H263ZM9 69V70H8ZM197 69V68H196ZM201 69H202V66H201ZM201 69L199 70L198 69V71H201ZM240 69V70H241ZM239 69L237 70V71H240ZM263 70V69H262ZM49 72V73H46V72ZM197 71V70H196ZM195 72V71H194ZM214 72V71H213ZM263 72H264V70H263ZM237 73V72H236ZM236 73H235V76H236ZM43 74V75H42ZM213 74V75H212ZM264 74V73H263ZM10 75V76H9ZM22 76V77H21ZM235 76H234V78H235ZM19 77H21V78H19ZM24 77V78H23ZM210 77V78H209ZM215 77H216V79H215ZM220 77V78H219ZM231 77H232V79H231ZM161 78V77H160ZM197 78V79H198ZM218 78H219V80H218ZM162 79V78H161ZM164 79V78H163ZM192 79H193V81H192ZM210 79H212V80H210ZM215 81H218L219 83H217V82H214V80ZM226 79H228V81L226 80ZM8 80H9V82H8ZM16 80V81H17ZM160 80V79H159ZM159 80H158V82H159ZM201 80V81H200ZM203 80H204V82H203ZM208 80H210V81H213V83L211 82L210 83V81H208ZM230 80V81H229ZM149 82L150 83V81L148 80V79H145V80H143V82ZM165 81V82H164ZM227 81V82H226ZM136 83H139L138 81H135ZM142 83L143 85L145 84L146 86H147V83ZM152 82V81H151ZM162 82V80L160 81V83ZM164 82V83H163ZM163 82L160 84V83H157V87L159 86V85H163V86H168L169 85V87H170V84L168 83L169 81L167 80H163ZM168 83V85H166L165 83ZM208 82H209V84H208ZM230 82H231V84H230ZM165 84V85H164ZM201 84V85H200ZM212 86H211V85ZM229 84V85H228ZM149 85V84H148ZM191 85V84H190ZM196 85H198V86H196ZM210 86V88H208L209 86ZM220 85V86H219ZM223 85V86H222ZM228 85V86H227ZM195 86V87H194ZM200 86V87H199ZM208 86V87H207ZM218 86V87H217ZM226 86V87H225ZM4 87V88H3ZM6 87H7V89H6ZM148 87V86H147ZM160 87V86H159ZM168 87V88H169ZM207 87V88H206ZM211 87H212V89H211ZM18 88V87H17ZM144 87H142V89H143ZM167 88V89H168ZM198 88V89H197ZM216 88H218V90L216 89ZM222 88V89H224L223 91L222 90H220V89ZM25 89V88H24ZM146 89V88H145ZM167 89L165 88V91H166V93L164 94V96L165 95H167L168 93H169V91H167ZM170 90H171V94H170V97L169 96H166V97H168L169 99H170V101H169V104H167L168 102H167V99L168 98H166V97H164L163 96V94H162V97H164V98H166V100L164 99L163 101L164 102H167L166 104L167 105H169V106H167L168 108L170 107V105H171V101H172V97H173V95L172 94H174V87L172 88V87H170L169 88ZM208 89H210L209 91H208ZM11 90H12V92H11ZM25 90H27V89H25ZM24 90V91H25ZM7 91H9V92H7ZM16 91H20V89L19 90H16ZM144 91V90H143ZM149 93V91H148V89H146L145 90V97H146V93L147 92ZM198 91H200V92H198ZM207 91H208V93H207ZM215 91V92H214ZM217 91V92H216ZM221 91V92H220ZM11 92V93H10ZM20 92H23V88H22V90L20 91ZM19 92V93H20ZM28 93V92H30L29 91V89H28V91H25V93ZM168 92V93H167ZM24 93V92H23ZM26 93V95H23V96H28V94ZM128 93L129 92H127L126 91V95L129 97V95H128ZM144 93V92H143ZM147 93V97L148 98H145V97H143V98H145V99H147V100H145L146 102H143L142 100H144V99H141L140 100V102H142L143 104H148V103H150L151 102V100H153V95H150V94H148ZM223 93V94H222ZM227 93V94H226ZM21 94V93H20ZM220 94V95H219ZM13 95V96H12ZM22 95V94H21ZM21 95H19V97L21 96ZM30 95V94H29ZM172 95V96H171ZM204 95V96H203ZM219 95V96H218ZM235 95V96H234ZM127 97V100L129 99ZM150 97L152 98V99H150ZM206 99H205V98ZM18 99H19V101H18ZM41 100H43V99H41ZM126 100V97H125V100H124V102L125 101H127ZM225 100V101H224ZM148 101V102H147ZM201 101H202V105H201ZM227 101H229V100H227ZM127 102H129V100L127 101ZM163 102V103H164ZM132 103H134V102H132ZM135 103H139L138 101L137 102H135ZM141 103V104H142ZM162 103V104H163ZM223 103V104H222ZM140 104V103H139ZM219 104V105H220ZM164 106H162V107H166L165 106V103L163 104ZM223 105V106H224ZM141 106H143V105H141ZM199 106H200V108H199ZM111 107H112V109L115 107V109L117 110L118 109V107H116V104H112L111 105ZM124 109H126L125 107H123ZM143 108V107H142ZM145 108V107H144ZM143 108V109H144ZM110 109V108H109ZM124 109H120V112H124L123 110ZM142 109V110H143ZM30 110H32V112L30 111ZM115 110V111H116ZM145 110V109H144ZM203 110L201 111V112H203ZM264 111V109L262 110V112L261 113H264L263 112ZM28 112V113H27ZM200 112V113H201ZM108 113V112H107ZM109 113H110V111H109ZM198 113H199V111H198ZM40 115V114H39ZM197 115V116H196ZM200 116L202 115V113L201 114H199ZM114 116V115H113ZM111 116V115H109L108 117H107V124H106V127H105V133H106V135H104V136H108L107 135V133L109 134V136L111 135V133H113L114 131H116L117 132V130H115V128H116V126L118 125V123H117V118L114 116ZM263 117V116H262ZM261 117V118H262ZM203 118V117H202ZM194 118H192V120H193ZM192 120H191V123L193 124V122H192ZM195 120V119H194ZM193 120V121H194ZM196 121V120H195ZM201 122H202V119L200 120ZM196 122V124L198 125L199 124V131L198 130H196V129H198V128H196V127H194L193 125V127H194V129L193 128H191V132H192V136L194 137V138H200V136L202 135V133H203V128L205 127L204 125H200V123L201 122H199V123H197ZM196 124H195V126H196ZM118 127V126H117ZM198 127V126H197ZM196 128V129H195ZM117 129V128H116ZM194 130V132H193V130ZM112 130V131H111ZM114 130V131H113ZM198 131L196 134H195V132L196 131ZM41 133H43V131H42V129H41V131H39L38 133H37V135L36 136H39ZM114 134H116L115 132H114ZM104 136H102L100 139H105V137ZM37 139V138H36ZM263 141V140H262ZM263 146H264V142H263V144H262ZM110 147L109 146H106L103 142H100L99 144H97V149H98V153H97V155H98V157H99V159H104V162L106 161V160H108V159H110V152H112V149H109ZM111 150V151H110ZM54 151L55 152H57L58 153V151H59V149L58 148H54ZM263 152H264V150H263ZM263 152H261L260 154L261 155H264V153ZM257 153H258V155H257V158L259 157V159H257L256 158V156L255 157H253L254 156V154L256 155V153H254V154H251L252 155V157L254 158H252L254 161H256V163H258L260 166H264L263 164H264V160H260L262 157H260V154H259V151H257ZM38 154V153H37ZM40 154H42V155H40ZM39 155L41 156V157H43V152H41ZM22 155H23V157H25V161L22 159L23 157H22ZM17 156L18 157H22L21 159L23 160V163L21 162L22 160H20V159H18L17 158ZM30 158H31V160H30ZM26 159H27V161L28 160H30L29 162H27L26 161ZM210 159H212V158H209L208 156L207 157H205V159H203V165H200V166H202V167H204L206 170H203V171H200L201 173H199V171L198 170H196V168L197 169H201V168H199L200 166L199 165H197V163H199V162H197L198 161V159H195L194 158V160H193V162H194V164H195V170L198 172V174H197V176L195 175V178L196 177H198L199 176V174H200V177L202 176V179L203 178H205V177H203V176H207V180H209V181H206L205 179L204 180H202L204 183H202V181H201V183H200V181H199V184H200V186H199V184L197 183V182H195V183H197L196 184V186L197 187H201V186H203V185H201V184H205L206 182H210V183H208V184H212L213 185V187H216V188H218V189H220L221 190V187H222V184L225 182V178H224V173H223V171L221 170V168H220V166H219V164H216V162L218 163L219 161H215V159H213L214 161H215V165L213 164V162H211V160ZM262 159H264V158H262ZM7 161V162H6ZM40 161H43V160H40ZM210 161V162H209ZM8 162H11V165H9L8 166V164H10V163H8ZM19 162H21V163H19ZM25 162H27V163H25ZM34 162H36V161H34ZM207 162V163H206ZM262 162V163H261ZM255 163V164H256ZM16 164V165H15ZM258 164H256V166H258ZM7 165V166H6ZM210 165V166H209ZM26 166V165H25ZM167 166V165H166ZM197 166V167H196ZM199 166V167H198ZM209 166V167H208ZM213 166V167H212ZM211 167V168H210ZM214 167H216V168H214ZM259 167V166H258ZM17 168V167H16ZM15 168V169H16ZM259 168H261V167H259ZM219 169V170H218ZM9 170V173H10V169H8ZM262 171L260 172L261 174L260 175H263V176H261L260 178V180L259 179H257L256 181H258V182H256V181H254V183H257V185L255 186L254 185V187H252V194L251 195H249L250 197L249 198H247L246 200L248 201V202H250L249 203V205L247 204L248 202H246V200H245V202H243V201H241L242 203H244V204H246V209H245V211H244V218H242V220H241V222H243V226H242V233H243V236H238V239H239V237H240V239L236 242V240H234L233 242H231V243H229L227 246H228V248L227 249H225L224 248V250L221 252V256H220V258L217 260V262L216 261H214V262H211L212 264H248V259H249V256H250V253L252 252V250L255 248V246L259 243V244H261V241H263V239H264V233H263V231H264V203L263 204H261V205H259V203L261 202V201H263L264 202V195L263 194H261V184L264 182V174H262L263 172H264V167H262V169H261ZM135 171V170H134ZM145 171V172H144ZM219 171V172H218ZM204 172V173H203ZM212 172V173H211ZM141 173V172H140ZM143 173H145V174H147L146 175V178L147 179H150V176H151V172H150V169H149V173H150V175H149V173H148V168L146 169V170H143ZM195 173V172H194ZM223 173V174H222ZM65 174L67 175L68 173L67 172H65ZM205 174V175H204ZM10 176H11V174H9ZM65 175V176H66ZM123 175V174H122ZM149 175V176H148ZM73 176L76 178V177H78L77 175H74L73 174ZM83 176V177H82ZM82 176H79L81 179H83L82 181H80L79 180V183H81V182H86L87 180H88V177L86 176V178L84 177L85 175H82ZM124 176V175H123ZM122 176V177H123ZM141 176V175H140ZM210 176L213 178L214 177V181L212 180V178H210ZM219 176V177H218ZM9 177V176H8ZM8 177H6V179H8ZM78 177V178H79ZM121 177V178H122ZM145 178V175L143 176V174H142V178ZM149 177V178H148ZM11 178H13V177H10V179H8V181H10V180H12ZM140 178V177H139ZM142 178H140V180L138 179V181H139V183L137 182V179H136V182L138 183H135V185H132V186H130L129 185V183H128V180H127V178H126V176H124L122 179H120V182H123V181H125L124 179H126V182H124V183H128V184H126V185H129L128 187H129V191L127 192V189L125 190L124 189V191L125 192H122L123 190H121V189H123V187H121V186H119V185H121V183L117 186L116 185V187H114V188H116L117 190V192L118 193H120V194H122L123 193V195H120V196H123V198L122 199H124V198H126V201L124 200H118V202L115 200V198L117 199V197H116V191H115V193H114V191L112 192V191H110V192H107V193H109V195L108 194H104V196L103 197H105V198H107V200H105L104 198V200L102 199V196H99L98 198L96 197V196H93V198H91V203H90V206L93 204V206H94V202H96L97 203V206H100L99 208L100 209H102V210H105V209H108V208H110L111 206H109V205H112L113 204V207H114V203L115 204H117V205H115V206H119L120 208H117V207H114V209H113V207L112 208H110V209H112L113 211L115 210H122V208L124 207V209L126 210V209H130V208H128L129 207V205H130V202H131V199H132V202H134V203H136L137 202V204H134L135 206H136V208H138L139 210H136L137 212H136V214H135V216L137 215V218H136V220L137 219H139L140 220V223L139 224H143V225H146V223H148V219H143V218H146V217H148V218H151V214L149 215V213H151V212H149V211H152L153 212V215H155V219L154 218H152V219H150L151 221H153V219L156 221H153V222H155L156 223V225L158 224L159 226H157V228L156 227H153V226H151L152 225V223L149 221V223H148V225H146L145 227L147 228V230L148 229H150V232H148V231H146V230H144L145 228L143 227V231H145V233H147L146 234V236L148 235L149 237H150V233L155 237V235L157 234L158 235V237L156 236L155 237V239H157V238H160L161 239V241H162V243L163 244H169L170 242H167V241H172L171 243L173 244L174 242L175 243H182V242H184L185 240H189L188 238H189V235L187 236V231H185L186 230V228H182V227H179V225L177 226V224L175 223V225L177 226H173L174 228H182L183 229V231H180L179 230V228L178 229H174V230H178L179 231V233H176V232H178V231H176L175 233H174V231H171L170 229H169V232H168V229L167 230H165L166 231V238L164 237V235H163V233L165 232V231H163L162 230V222H161V219H160V221L157 223V218H156V216L157 215H161V213H164V208H165V206H164V202H163V206H164V208H161L162 207V205H161V203L160 202H162L163 200H162V198L161 197H163V196H161V197H157L158 199H160L161 198V200H159L160 202V204L159 205H156V204H158V203H155L156 201H155V199L152 197L153 195H151V193L150 192H148L149 191V188H148V190H146L145 189V187H147V185H149L150 183L146 180V178L145 179H142ZM86 179V180H85ZM198 178H196V180H197ZM215 179H216V181H215ZM218 179V180H217ZM222 181H221V180ZM122 180V181H121ZM142 180H145V181H147L149 184H145V181H142ZM151 180V179H150ZM149 180V181H150ZM199 180H200V178H199ZM83 182V183H84ZM142 182V183H141ZM153 182V181H152ZM215 182V183H214ZM216 182H218V184L216 183ZM123 183V184H124ZM143 183H144V185H143ZM154 184V183H153ZM153 184H151V186L153 185ZM208 184H205L207 187H208ZM126 185H123L124 186V188L126 187ZM160 185H162L161 183H160ZM203 186V187H206V186ZM212 185H211V187H212ZM217 185H219V186H217ZM133 186H137L136 187V189L138 188V189H140V188H144L143 190V192H145V190H146V192L145 193H142V192H140L141 190H139V193L141 194H139L138 193V191L137 190H135L137 193H134L133 192V190H132V188H133ZM150 185H149V187H151ZM210 186V185H209ZM202 187V188H203ZM258 188H259V190H258ZM133 189H135V188H133ZM131 190V191H130ZM112 192V194H110ZM257 192V193H256ZM115 195H114V194ZM128 193V194H127ZM40 194H42V193H40ZM40 194H38L37 196H39ZM125 194V195H124ZM127 194V195H126ZM131 194H132V196H131ZM137 194H138V196L140 195V197H144V195L145 196H151L150 198L152 199H150V203H148L149 202V200H146L147 201V203L146 204H144V205H142V201H144L143 200V198H139L138 196H137ZM161 195H163L162 193H160ZM263 195V196H261L260 198H258V195ZM91 195V194H90ZM89 195V196H90ZM112 195V196H111ZM143 195V196H142ZM109 196H111L112 197V199H111V197H109ZM138 198H137V197ZM164 196H166V195H164ZM198 196H200V195H198ZM251 196H253V198H251ZM92 197V196H91ZM95 197V198H94ZM131 197V198H130ZM133 197H136L135 199H133ZM147 197H145V198H147ZM167 197V196H166ZM201 197V196H200ZM40 198V197H39ZM114 198V199H113ZM128 198V199H127ZM251 198V199H250ZM30 199V198H29ZM29 199H27V201H26V203L27 204H29L30 206L29 207H31L32 205H33V207H35V209H36V211L37 210H39V208L42 206V208H44L45 210H49V212L48 213H51V215H52V218H56V223H60L59 225L60 226H62V225H64V226H66V224L67 223H65L67 220H68V225L66 226V227H68L69 226V223L71 222V223H74V222H77V219H78V217H76L77 216V214H76V216H75V212H73L72 211V213L70 214V212H68V211H65V214L62 212V214H58V212H59V210H57V214L58 215H60L59 217H57L58 215L56 214H53L52 213V211H51V206L49 205V204H47L46 206L42 203H40L41 201H42V199L40 198V200L41 201H39V199L36 197V198H34V200L32 201V202H30V200ZM36 199H37V202L35 203L34 201H36ZM86 199V198H85ZM84 199V200H85ZM87 199H88V197H87ZM94 199V200H93ZM111 199V200H110ZM142 199V201H141V203H139L140 205H142V206H146L147 204H148V207L146 206L145 208H146V210L149 212H147L146 210H144V208L143 207H141L140 205H138V202H140V200ZM62 200V199H61ZM134 200V201H133ZM137 200H139V201H137ZM240 200H242V199H240ZM250 200V201H249ZM60 200H58V202H59ZM87 201H90V197H89V200H86V201H84L83 202V204L86 202V204L87 203H89V202H87ZM113 201H115V202H113ZM120 201H122V202H120ZM146 201H144V203L146 202ZM101 202V203H100ZM112 202V203H111ZM129 202V203H128ZM26 203H24V205L23 206H26L25 204ZM35 203V204H34ZM32 204V205H31ZM37 204V205H36ZM85 204V205H86ZM119 204V205H118ZM259 206H258V205ZM36 205V206H35ZM39 205V206H38ZM82 205V203H81V205L79 204V213H80V211H83V212H85V211H87L88 212V209L90 208V206H89V204H88V206L86 205ZM109 207H108V206ZM152 207H151V206ZM54 206H56V204H54ZM83 206V207H82ZM149 206L151 207V208H149ZM158 206V207H157ZM160 206V207H159ZM12 207H13V209H15V207L12 205ZM28 207V208H29ZM81 207H82V209H81ZM95 207H96V204H95ZM103 207V208H102ZM32 208V207H31ZM50 208V209H49ZM56 208V207H55ZM96 208H98V207H96ZM116 208V209H115ZM143 208V209H142ZM148 208V209H147ZM12 209V208H11ZM11 209H9V210H11ZM30 209V208H29ZM32 209H34V208H32ZM151 209V210H150ZM16 210V209H15ZM14 210V211H15ZM47 210V211H48ZM67 210V209H66ZM118 210H117V212H118ZM143 210H144V213L145 214H143ZM30 211V210H29ZM33 211V210H32ZM61 211H62V208H61V210H60V213H61ZM64 211V210H63ZM128 212L130 211V210H127ZM138 211H139V213H138ZM141 211V212H140ZM146 211V212H145ZM175 211H176V209H174V214H173V212L171 213V216H170V218L172 217L173 218V216L174 217H176L178 214H177V212H176V214H175ZM13 212V211H12ZM11 212V218H10V214L8 215V217L6 218V222H7V226H9L7 229L10 231V233H11V236H13V237H11L10 235H8V233H9V231H8V233L6 232L7 231V229H6V233H7V235H5L6 233L4 232H0V264H8L9 262H10V264H20L19 262H18V260L19 261H21V260H23V261H21V264L23 263V264H49V262H50V264H58L59 263V261L61 260V262L63 261V260H69L70 258L69 257H71V255H69L70 254V250H71V248H73V250L74 249H76L75 251H77V250H80V246L78 247V245H77V247L76 248H74V242L75 241H73V243L69 240H67V239H65L64 237H63V235L65 234L64 233V231H65V229H66V227L64 228V227H62V228H60V227H57L54 231L51 229H45L43 232H47V234H45V235H43L42 233L43 232H41L40 234H42V236H40V237H43V238H38V237H35L36 235V233L34 234L33 232H31L32 233V235L29 233L30 231H32V230H34V228H33V223H31L30 224V222L28 223L27 221L25 222H23V221H20V222H23V224L21 225V226H19L18 225V222H19V219H20V217H22V212L21 213H16V212H18V211H15V212H13V213H15V214H13ZM31 212V211H30ZM86 212V213H87ZM123 212H124V210H123ZM122 211L121 212H118L119 214H121V213H123ZM127 212V213H128ZM34 213H37V212H34L33 211V214ZM143 215H142V214ZM146 213H148V215H146ZM156 213H159V214H157L156 215ZM30 214H32V212L30 213ZM29 214V215H30ZM125 214V213H124ZM172 214H173V216H172ZM48 215V214H47ZM50 215V214H49ZM50 215V216H51ZM121 215H123V214H121ZM125 215H127V214H125ZM141 215V216H140ZM152 215V216H153ZM202 215V214H201ZM201 215H200V213H197L196 215H195V217L196 218H199V217H201ZM49 216V217H50ZM70 216V217H69ZM91 216H92V214H91ZM143 216V217H142ZM150 216V217H149ZM126 217V216H125ZM154 217V216H153ZM16 220H15V219ZM31 218V217H30ZM37 218V217H36ZM36 218H35V220H36ZM60 219V221H59V219ZM73 218H77L76 220L75 219H73ZM127 218V217H126ZM202 218V217H201ZM44 219H48V217L45 215L44 216ZM50 219V218H49ZM72 221H71V220ZM129 219V218H128ZM175 219V218H174ZM173 219V220H174ZM11 220H12V222H11ZM15 220V221H14ZM21 220H23V219H21ZM145 220H147L146 222H145ZM194 220V219H193ZM37 221V220H36ZM240 221V220H239ZM139 222V221H138ZM13 223H14V225H13ZM32 225V226H30V225ZM130 226H125V228L126 227H128L129 229H127V231L128 232H125V228H121V229H119L118 230V228L116 229V228H114V229H116V230H112V231H114V233L112 232V233H110L111 235H114V234H116V235H114V236H117L118 237V239H116V240H120V242L118 243V251L116 252V250H117V248H116V244L114 243L116 240H115V238L116 237H110V239H114L112 242H113V245L115 246V247H113L111 244L112 243H110V242H107L108 244H106V246H108V245H110V246H112V247H110V249L111 248H113V252H111V250H110V254L111 255H108V256H111V260H113V259H115L116 260V258H117V256L116 257H114L115 255V252H116V254L118 253L119 255L121 254L122 255V259L123 258H126V256H124L123 257V255H126L127 253H128V251L127 252H125V248L128 250V247H130L131 246V248L132 247H134L135 248V250H136V248H139V249H143L144 247V244L143 245H140V244H142V243H146V241L145 242H141V240H143L144 241V239H146V240H148L147 238H141V236H140V240H138L136 243H134V245L130 242V241H128V242H126V240H127V237L129 236H126L127 234H129L130 232H131V230H130V227L132 228V226L134 227L135 225H132L131 223H128ZM127 224V225H128ZM133 224H135V223H133ZM137 224V223H136ZM18 225V226H17ZM58 225V226H59ZM132 225V226H131ZM143 225H141V226H143ZM154 225V224H153ZM155 225V226H156ZM192 225V228L194 229V227L193 226H196V224H190V226ZM23 226V227H22ZM72 226V225H71ZM70 226V227H71ZM124 226H122V227H124ZM140 225H139V227H141ZM148 226V227H147ZM35 227V226H34ZM73 227H75L74 225H73ZM72 227V229L70 230V229H67L66 230V232L68 231H71L72 232V230L73 231H75V229ZM121 227V226H120ZM119 227V228H120ZM136 227V226H135ZM134 227V228H135ZM138 227V228H139ZM28 228H32V230H29V232H28ZM81 228V227H80ZM79 228V229H80ZM85 228V227H84ZM83 227H82V230L84 229ZM137 228V227H136ZM137 228V229H138ZM156 228V229H155ZM159 228V229H158ZM37 229V228H36ZM133 229V228H132ZM139 229H141V228H139ZM173 229V228H172ZM181 229V230H182ZM11 230H12V232H11ZM64 230V231H63ZM81 229H80V232L82 231ZM88 229H86V231H87ZM124 230V231H123ZM135 230V229H134ZM86 231H82V234L84 235V232H86ZM122 231V232H121ZM135 231H137V230H135ZM134 231V233L136 234V232ZM139 231L140 230H138L137 232L139 233ZM152 231V232H151ZM155 231V233H153ZM111 232V231H110ZM116 232H118V233H116ZM126 234V235H124V233ZM141 232V231H140ZM186 232V233H185ZM58 233H59V235H60V237H61V235H62V237H63V239H61V240H59V243L57 242H55V239L57 240V238L56 237H58V236H56V235H54V234H57L58 235ZM142 233H144V232H142ZM170 233V234H169ZM174 233V234H173ZM13 234V235H12ZM30 234V235H29ZM49 234V235H48ZM50 234H52V235H50ZM70 234H73V232L72 233H68V234H65L66 236L68 235H70ZM80 234L81 233H79V235L78 236H80ZM86 235H81V237L83 236V237H85L86 238V236H87V234L88 233H85ZM173 235L172 237L171 236H169V237H167V235ZM35 235V236H34ZM64 235V236H65ZM141 235V234H140ZM151 235V236H152ZM30 236H31V238H30ZM37 236H38V234H37ZM53 236H55V238L53 237ZM67 236V237H68ZM126 236V237H125ZM137 236H139V235H137ZM145 235L143 236V237H146ZM147 236V237H148ZM187 236V237H186ZM61 237V238H62ZM148 237V238H149ZM154 237H152V238H154ZM33 238V239H32ZM45 238H47V239H45ZM54 238V239H53ZM78 238H80V237H78ZM78 238H75V240L76 239H78ZM174 238V239H173ZM237 238V237H236ZM40 239H42V240H40ZM134 239L136 240L137 239V237L135 238L134 237ZM139 239V238H138ZM155 239L154 240H152L151 242H150V244H151V246L150 247H152V244H153V241H155ZM163 239V240H162ZM262 239V240H261ZM37 240H39L38 241V243H37ZM43 240H45V241H43ZM49 240H50V242H49ZM72 240V239H71ZM81 241H82V243H83V241L84 242H86V240L84 239L83 240V238H81L80 239ZM22 241V242H21ZM47 241V242H46ZM79 241V240H78ZM80 241V242H81ZM150 240H148V242H149ZM182 241V242H181ZM20 242V244H18ZM41 242V243H40ZM45 242V243H44ZM106 242V241H105ZM118 242V241H117ZM116 242V243H117ZM156 242V241H155ZM224 241H222V243H223ZM40 243V244H39ZM71 243V244H70ZM123 243V244H122ZM170 243V244H171ZM179 243V244H180ZM16 244H18V247H17V245ZM61 244H62V246H64L65 247V251L64 252H62L63 250H62V246H61ZM76 244H77V241H76ZM125 244H127V246L125 245ZM128 244H131V245H128ZM137 245V247H135L136 245ZM263 244V243H262ZM35 245H36V247H35ZM40 245V246H39ZM45 245V246H44ZM60 245V247H61V249L60 248H58V246ZM69 245H70V247H69ZM80 245H81V243H80ZM124 245V246H123ZM133 245V246H132ZM148 244L146 243V246H147ZM16 246V247H15ZM39 246V247H38ZM67 246V247H66ZM140 246H142V247H140ZM10 247H12V249L10 248ZM14 247H15V249H14ZM63 247V248H64ZM84 247H87V246H85V244L83 243V245L81 246V250L83 251V253H85V254H82V251L80 252V253H75V254H79L80 256V258H74L73 256H72V258H74V259H72V260H74L75 261V259L76 260H78L77 262L78 263H76V264H84V261L85 260H87V258L88 259H92V257L90 256V251H93L91 248V250L90 251H86V249H88V248H84ZM91 247V246H90ZM120 247V248H119ZM148 247V246H147ZM262 247V246H261ZM20 248V249H19ZM37 248H39L38 250H39V252H38V255H37ZM115 248V249H114ZM130 248V249H131ZM134 248H132V250L131 251H133V249ZM149 248V247H148ZM152 248H154V247H152ZM17 249V250H16ZM34 249H35V251H34ZM40 249H41V251H40ZM56 249V250H55ZM58 249V250H57ZM144 249H147V248H144ZM23 250H25L26 251V253H23ZM54 250V251H53ZM67 250H68V252H69V254L67 253V255H69V257H65L64 255H66L65 253L67 252ZM85 250V251H84ZM147 250H149V249H147ZM147 250H145V252L149 255V251H152V255H153V253L155 252L156 253V251H154V250H151V248H150V250L149 251H147ZM228 250V251H227ZM10 251H12V252H10ZM14 251V252H13ZM18 251H20L19 253H22L21 255H17L18 257L16 258V256H15V252H16V254L18 253ZM22 251V252H21ZM57 251V252H56ZM131 251H130V253H131ZM141 251V250H140ZM140 251H138V252H140ZM227 251V252H226ZM8 252H10V254H14V255H12V259H10V261L8 262L7 261V259L8 258H11V255H10V257H7V255H8ZM28 252V253H27ZM45 252V253H44ZM47 252H49V253H47ZM54 252V253H53ZM59 252V257H58V253ZM74 251H72L71 253H73ZM79 252V251H78ZM86 252H87V254H86ZM136 252H137V250H136ZM144 252V253H145ZM30 253H31V255H30ZM33 253V254H32ZM129 253V254H130ZM133 254H134V251L132 252ZM132 253H131V255H132ZM154 253V254H155ZM35 254V255H34ZM41 254V255H40ZM44 254V255H43ZM53 254H54V256H53ZM74 254V253H73ZM92 254V253H91ZM129 254H127V255H129ZM136 254H138V253H136ZM223 254H224V256H223ZM28 257H27V256ZM50 255V256H49ZM66 255V256H67ZM82 255H84V256H82ZM93 255V254H92ZM120 255V256H121ZM147 255V256H148ZM151 255V253H150V257L152 256ZM14 256V257H13ZM24 256H26V257H24ZM29 256H30V258H29ZM34 256V257H33ZM41 256H44V257H48L49 256V258L51 259H49V258H45V260H43V257H41ZM61 256V257H60ZM75 256V255H74ZM78 256V255H77ZM107 256V257H108ZM119 256V257H120ZM24 257V258H23ZM52 257V258H51ZM62 257H64V258H62ZM76 257V256H75ZM85 257H87V258H85ZM107 257H106V259H107ZM222 257H224V258H222ZM27 258H29V260L28 261H26V259ZM36 258V259H35ZM57 258H59L58 260H57ZM62 258V259H61ZM69 258V259H68ZM94 258V257H93ZM108 258H110V257H108ZM149 258V257H148ZM14 259V260H13ZM18 259V260H17ZM55 259V260H54ZM80 259H81V261H80ZM85 259V260H84ZM104 260L103 261V263L104 264H107L108 263V261H110L109 259H107V260ZM48 260H49V262H48ZM54 260V261H53ZM71 260V261H72ZM84 260V261H83ZM119 260H121L120 258H119ZM11 261H12V263H11ZM66 261H64V263L63 264H65L66 263ZM70 261V260H69ZM73 261V262H74ZM90 261H92V260H89V262ZM122 261H124V259L122 260ZM121 261V263H123ZM8 262V263H7ZM15 262V263H14ZM73 262L71 263V264H73ZM87 261H85V263H86ZM92 262H94V260L92 261ZM96 262V261H95ZM95 262L94 263H91V264H95ZM68 263V262H67ZM70 263V262H69ZM110 263H111V261H110ZM109 263V264H110ZM88 264V263H87ZM113 264H114V261H113Z\"/></svg>",
    "mask_w": 264,
    "mask_h": 264
}]
</instances>
